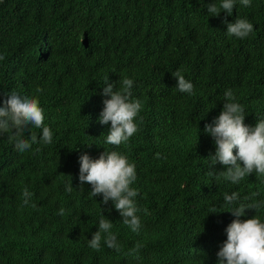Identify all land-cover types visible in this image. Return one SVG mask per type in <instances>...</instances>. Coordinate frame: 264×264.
<instances>
[{
	"label": "trees",
	"instance_id": "16d2710c",
	"mask_svg": "<svg viewBox=\"0 0 264 264\" xmlns=\"http://www.w3.org/2000/svg\"><path fill=\"white\" fill-rule=\"evenodd\" d=\"M214 2L0 0V102L12 91L37 97L53 132L52 144L27 152L15 148L11 133L0 134V264H217L235 219L225 212L224 193H257L246 203L264 201V176L233 185L218 175L220 164L210 175L215 144L204 126L220 114L227 89L244 105L246 124L264 120V0L250 7L237 0L232 15L210 17ZM225 18L247 19L254 31L229 37ZM177 70L193 94L176 90ZM125 77L134 80L143 122L117 147L106 143L111 125L99 116L105 78L119 89ZM30 132L39 137L42 129ZM105 150L136 165L138 232L111 201L103 204L102 195L89 196L90 184L80 185V155L95 159ZM25 186L34 195L22 206ZM213 207L222 213H210ZM101 215L113 222L121 251L103 241L101 251L89 248ZM255 215L264 221V204L241 219ZM137 243L143 248L129 255Z\"/></svg>",
	"mask_w": 264,
	"mask_h": 264
},
{
	"label": "clouds",
	"instance_id": "9594fccd",
	"mask_svg": "<svg viewBox=\"0 0 264 264\" xmlns=\"http://www.w3.org/2000/svg\"><path fill=\"white\" fill-rule=\"evenodd\" d=\"M236 4L237 0H219L218 3L208 4L207 12L210 17H219L222 12L230 16ZM239 4L250 7L251 0H239ZM223 22L227 25L226 34L229 37L245 39L254 31V25L247 19L236 18L234 22L229 23L225 18ZM3 59L5 57L0 55V60ZM172 75L177 80L176 90L193 94V83L186 80L180 70ZM104 85V107L99 116V123H110L106 143L118 147L127 144L130 138L140 131V124L143 122L140 112L143 104L139 99L133 98L134 80L131 78H123L119 89L110 83L108 78H105ZM36 91L42 92L43 89L38 88ZM0 103V134L11 133L9 139L14 141L18 151L27 152L33 144L53 143V132L44 123V109L37 97L12 91ZM245 118L244 105L236 101L232 89H227L224 92V104L220 114L212 123L204 126V131L211 135L215 144V154H209L207 157L208 168L211 170L209 174L217 175L213 169L215 165L220 164L225 170L218 175L233 185L239 184L242 179L253 173L264 176V120L257 121L255 126H249L245 123ZM31 128L42 129V133L38 137L36 132H30ZM26 133H29L27 137ZM156 158L160 159L161 154L156 153ZM79 165L80 185H91L89 196L94 198L102 195V203L105 205L111 201L123 224L133 232H138L142 227V221L137 215L141 210L136 199L139 189L132 186L137 180L136 165L129 161L127 155L115 150H105L95 159L83 153L79 157ZM66 191H72L71 177ZM33 195L34 193L25 186L22 191V206L29 205ZM256 195L258 194L252 193L241 198L236 191L231 194L224 193L223 207L231 209L225 212L231 213L235 219L225 229L227 239L216 253L217 264H264V221L257 215L250 219H241L246 215V209L256 210L264 204V201L246 203L252 201ZM30 206L37 208L35 203ZM210 213L222 212H217L213 207ZM58 214L65 215V209L61 207ZM113 227V222L101 215L98 230L88 240L89 248L99 252L103 241L109 248L121 251L117 235L112 231ZM142 248L143 245L137 243L129 249L128 254L136 255Z\"/></svg>",
	"mask_w": 264,
	"mask_h": 264
}]
</instances>
